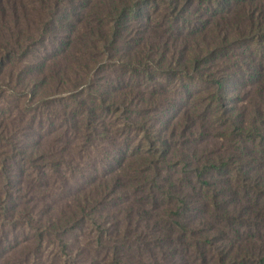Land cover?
<instances>
[{"label":"rangeland","instance_id":"374dc122","mask_svg":"<svg viewBox=\"0 0 264 264\" xmlns=\"http://www.w3.org/2000/svg\"><path fill=\"white\" fill-rule=\"evenodd\" d=\"M3 1L17 5L19 26L15 29L8 25L12 28L9 32L0 26V172L5 170L9 174L7 179L0 177V182L4 184V188L0 186V214L3 205L10 206L13 218L21 220L20 225L9 220L0 221V236L3 234L5 239L0 245V264H5L8 258H18L25 247H32L26 240L32 239L33 229L22 223L23 220L26 222L28 218H32L47 224V218L60 216L58 210L68 212L69 207L77 209L74 194L78 190L77 182L84 181L80 171L87 173L92 170V162L98 165L99 159L107 160V155L119 154L117 148L124 149L123 143L130 137L129 142L133 144L134 140L138 143L141 137L146 140L148 136V140L157 146L155 151H151V155L155 156L151 160L157 161L155 163L159 164V161L161 163L165 159L179 162V157L175 158V150L180 148L183 140L179 123L184 118L181 109L186 104L187 112L195 108L196 114L207 122V130L198 134L200 142L192 146L194 152L192 150L193 155H190L191 166L200 168L207 163L217 164L215 168L205 167L199 178L211 183L215 195L224 193L227 201L225 209L230 217L223 221H212L205 216V221L213 230L222 229L229 237L230 251L234 247L245 245L246 239L259 235L258 232L263 233L264 172L258 170L255 157L262 159L264 153L259 152L254 143L243 136L241 143L247 145L245 154L251 159V162L244 164L246 159L242 150H234L227 137L221 134L227 132V119L230 115L236 118L241 111L242 118L249 119L247 112L251 113L252 107L247 100L253 96L254 87L247 82L242 83L238 72L245 73L242 66L249 64L248 60H254L251 55L259 61L256 64L264 65L261 59L264 49H256L249 41H242L238 47H235L237 44L231 47L233 49L228 51L229 54L219 65L209 66L208 74L215 73L216 78L225 79L224 88L218 96L213 94L214 85L210 80L201 81L195 72L184 75L183 71H179L178 63L183 57L177 54L176 49L175 53L172 51L170 44L175 41L168 40L172 35L178 38L179 34H186L189 22L195 24L196 19H200L199 14H205L202 9L212 0H189L187 11L183 9L177 13L173 8V0H125L130 6V12L121 21L118 41L107 47L108 44L99 38H93L97 40V47L95 50L91 48L93 50L87 55L77 52L79 49L84 51L83 46L86 44L90 47L92 41V37L88 36L90 32L87 33L83 25L91 24L94 32L99 30L103 35L106 29L98 27V22L110 25L107 11L93 9L99 2L56 0L48 4L46 9L39 0ZM42 1L45 3V0ZM73 5L75 11L72 14L80 19L69 30L65 28L67 25L64 28L58 27L62 23L61 16L70 13ZM49 16L53 20L42 26V22L49 19ZM126 22L127 26L124 28ZM54 30L59 33L55 39H51ZM165 42L169 45L167 51ZM129 50L132 53L127 52ZM92 55L99 61L89 64L88 60ZM53 57L57 63L61 62V73L58 76L51 73L41 75V71L47 70L44 64H48ZM244 57L250 59L242 60ZM128 62L139 64L134 72L129 71L135 67L134 64L129 67ZM148 63L153 68L150 73L146 71L150 66ZM199 69L205 70L203 67ZM85 82L90 84L88 90L82 89ZM121 85H126L130 93L126 95L127 103L130 102L126 116L139 124L140 128H130L128 137L127 134L124 135L122 122L125 115H118L114 109H105L106 105L96 96L97 90L103 88L109 89L111 96L115 97L112 88L118 89ZM31 90H34L32 94ZM188 93L191 100L185 97ZM71 122L72 125H77V133H71L69 126H66V123L70 125ZM142 124L146 127L143 128ZM103 127L108 130L107 140L103 138ZM258 127L264 132V125L261 123L245 124V129L249 132ZM84 128L92 135L90 142H85L82 138ZM63 140L65 143H62ZM235 143L240 145L237 139ZM60 155L65 156L66 162L59 160ZM221 156L223 157L220 158ZM139 158V155L129 154L125 163L135 165L137 161L143 162ZM180 167L177 166L176 170ZM163 168L161 173L165 177V167ZM124 171H118L120 178L126 177ZM151 172L152 167L147 174ZM178 176L176 173L175 177ZM63 177L67 180L66 184ZM37 178L44 179L47 184L46 188H39L43 191L41 197L33 194V188L38 185ZM190 178L193 181V174H190ZM62 186L66 192L60 189ZM86 186L90 188V185ZM59 196L69 197L66 200L67 207L58 199ZM113 197L110 195L107 200L100 201L99 206L90 211L88 209L84 226L91 233V239H95L96 234L94 222L105 225L114 235L111 219L119 208V202ZM209 197L208 193V199ZM171 206L175 208L176 202H172ZM189 206L190 204L181 210L182 219L179 221L197 235L213 238V232H205L203 228L195 226L197 218L192 216ZM23 213L26 214L24 217ZM245 218L248 220L246 224ZM232 229L239 232V237L232 234ZM78 234L79 231L73 230L54 236L62 239L70 253H75L76 248L80 251L84 248V239L78 237ZM54 236L51 235L53 241ZM226 236L215 238L217 246L224 247L228 244ZM186 238L189 239L188 235ZM255 243L258 244L257 241ZM56 244L55 241L51 245L45 241L44 247L54 252L58 249ZM127 244L128 242L125 246ZM132 251H136L134 247ZM154 252L157 254L156 261L164 264L165 261L159 260V250L155 249ZM231 253L237 251L233 250ZM141 264L153 262L148 260Z\"/></svg>","mask_w":264,"mask_h":264},{"label":"trees","instance_id":"16d2710c","mask_svg":"<svg viewBox=\"0 0 264 264\" xmlns=\"http://www.w3.org/2000/svg\"><path fill=\"white\" fill-rule=\"evenodd\" d=\"M39 1L44 4V8L48 9V4L56 0H45V3L42 0ZM85 1L92 3L94 0ZM95 1L99 2V4H95L97 6H94L93 9L107 11L106 16L110 20V25L107 26L102 21L98 22V27L106 29L104 35L99 33V30H95V33L91 24L83 25L87 30L86 32H90L88 36L92 37V41L90 42V47L86 44L83 46L84 51L80 49L77 51L81 52L80 54L84 53L87 55L90 50L96 49L97 40L93 38H99L100 41L108 44L107 47L115 45L120 36L121 21L130 12L128 9L130 6L125 0ZM172 2L176 13L183 9L187 11V7L190 5L189 0H173ZM209 2L211 3H208L202 9L205 14H199L200 19H196L195 24L192 21L189 22L190 25L186 34H179L178 38L172 35L168 40L175 41L170 44L173 48L172 51L174 52L176 49L177 54L183 57V60L178 63L179 71H183L184 75H190L195 72L201 81L210 80L211 84L214 85L213 90L211 89L213 94L220 96V91L225 85V79L216 78L215 73L208 74L207 69L211 64L212 67L219 65L220 61L229 54L228 51L233 49L231 47L236 44L235 47H238V45L242 44V41H249L250 45H254L256 49H264V0H212ZM198 10L200 11V9ZM72 11H75L74 5L71 7L70 13H65L61 16L62 23L58 24V27L64 28L67 25L65 28L69 30L75 26V21L80 18L72 14ZM52 20V17L49 16V19L46 18L42 22V26ZM126 24L127 22L124 23V28H126ZM8 25L13 26L15 29L19 26L17 5L13 2L9 3L0 0V26L9 32L12 28H9ZM2 29H0V32ZM58 33L57 30H54L53 35L50 34L51 39H55ZM165 44V50L167 51L169 45L166 42ZM178 46H180L179 49ZM130 50L127 52H131ZM162 56H164V53H162ZM123 57H121L122 60ZM251 57L254 60H248L250 63L242 66L245 73L238 72L241 75L242 83L247 82L254 87L253 96L247 100L252 107L251 113L247 112L249 119L247 120L246 118L245 120L242 118L241 111L236 118L230 115L227 119L229 129L227 126V132L221 134L227 137L234 150H242L246 159L244 164L251 162V159L250 156L245 154L248 149L247 145L241 143L243 136L250 139L259 152L264 153V132L261 128L258 127L259 130L257 128L250 129V132L245 129L246 123L251 124L252 122L264 125V65L261 63L256 64L255 62H259L257 58H253V55ZM245 59H250V57L242 58V60ZM261 59L264 61V54ZM49 61L48 64H44L47 70L45 72L41 71L40 74L51 73L54 76H58L61 73V62L58 61L57 63L54 57L50 58ZM98 61L95 55H92L88 60L89 64ZM1 62L2 58L0 57V65ZM130 64L134 63H127L129 67ZM148 64L150 69L146 68V71L150 73L153 68L151 63ZM138 65L135 63L133 65L135 67L129 71L134 72ZM152 65L154 64L152 63ZM200 67L205 70L200 71ZM82 86V89L88 90L90 84L88 85V82H85ZM112 90L116 95L115 97L111 96L109 89L103 88L97 90L96 96L104 103V106L106 105L105 109H114L119 113L118 115H125L122 117L124 135L129 132L130 128L139 130V124L128 118V115L126 116L129 113L128 104H130V102L127 103L126 95H130V93L126 85L118 86V89L113 87ZM33 92L34 90L30 91L31 94ZM122 93L125 95L122 96ZM185 97L191 100L190 93L187 96L185 94ZM220 105L222 106V104ZM187 106L186 104L181 109L184 118L179 123L183 140L180 143V148L175 150V158L179 157V162L173 161V159L171 161L165 159L161 163L159 161V164L155 163L157 161L151 160L155 158V156L151 155V151H155L157 146L148 140V136H146V140L141 137L138 143L134 140L133 144L129 142V139L131 141L130 137L127 142L123 143L124 149L117 148L119 154L103 156L107 160L99 159L98 165L92 162L90 164L92 170L87 173L80 171L81 178L84 181L77 182L78 190L74 194V205L78 210L72 207H69L68 212L58 210L60 216L47 218V224L39 223L32 218H28L26 222L23 220L22 223L33 229L32 239L26 240V243L31 244L32 247H25L21 251L22 253L18 254V258L15 257L14 260L8 258L5 264H131L130 262L132 264H141V262L148 260H151L153 264H159L156 261L157 254L155 255V249L159 250L161 254L159 260L165 261L164 264H264V231L263 233L258 232L259 235L254 234L255 237L252 236V239H246L245 245L234 247L233 250L237 251V253H231L233 250L230 251L229 237L223 233L222 229L213 230L211 225L205 221V216H207V220L212 221L219 219L223 221L224 218L230 217L225 209L227 201L224 193L215 195L212 191L213 186H211V183L199 178L205 167L215 168L217 164L207 163L200 168L191 166L190 155H193L192 146L200 142L201 138L198 134L207 130V122L196 114L195 108L187 112ZM114 125L115 123L112 121V126ZM66 126H69L71 133L78 132L76 124L72 125L71 122L70 125L66 123ZM142 127L146 126L142 124ZM88 131L87 128H84V135L81 134L85 142L92 140V135L88 134ZM102 131L105 134L103 138L107 140L109 138L106 135L108 130L103 127ZM128 136L129 134L126 137ZM236 139L238 143L240 142V145H236ZM255 140L256 142H254ZM63 141L62 143H65V140ZM62 147L63 144L61 150ZM225 150L227 151V149ZM77 153L80 155V152ZM129 154L139 155V160L141 159L143 162L137 161L135 165H127L125 162ZM248 154L250 155L249 151ZM62 156L64 155L59 156V160L66 162L65 156ZM255 161L258 163V170L261 169V172H264V156L262 159L255 157ZM237 163H240V160H237ZM252 163H254L253 160ZM124 166L126 167L124 168ZM163 166L165 167V177L161 173L164 169ZM177 166H181L180 169L176 170ZM151 167L152 172L147 174ZM54 168L57 169V167ZM121 169L125 170V178H120L117 174ZM176 173L179 175L178 178L175 177ZM0 174L2 179H7L9 175L5 170L0 172ZM190 174H193V181L190 178ZM63 181L65 184L67 183L64 177ZM37 182L38 187L33 188V194L41 197L43 191L39 188H46L47 184L42 178H37ZM84 183L90 185V188ZM0 186L4 188L2 182H0ZM60 189L66 192L63 186ZM207 192L210 195L209 199ZM110 195L114 196L113 198L119 202V208L113 213V218L111 219V225L115 233L112 235L105 225H98L97 222H94L97 236L95 234V239H91V233L84 226L88 209L90 211L95 206H99L100 201L107 200ZM58 199L67 207L66 200L69 197L62 198L59 196ZM172 202H176L175 208L171 206ZM189 204L194 214L192 216L197 218L195 226L203 228L206 230L205 232H213V238L206 237V235H197L191 228L186 227L179 221L180 218L182 219L183 209L187 208ZM22 215L24 217L26 214L23 213ZM13 217L11 207L3 205L0 221L9 220L20 225L21 219ZM198 219L201 220L199 221ZM256 220L259 221L258 218ZM247 221L245 218V224ZM262 225L264 223H261ZM11 228L13 229L14 225ZM73 230L79 231L80 234L77 236L84 239V248L81 251L76 248L75 253H70L62 239L54 235L58 233L65 234ZM213 233L206 234L211 235ZM232 234L239 237V232L236 230L232 229ZM51 235L54 236V241L57 242L56 245L58 247L54 252L48 251L44 247L45 241H48L50 245L54 242L51 239ZM186 235H188L189 239L186 238ZM223 236L227 237L226 241L228 244L224 247L217 246L214 241L215 238H222ZM253 239L258 244L255 241L253 242ZM3 242H5V239L3 234H1L0 245ZM127 242L128 244L125 246ZM132 247L135 248V252L132 251Z\"/></svg>","mask_w":264,"mask_h":264}]
</instances>
